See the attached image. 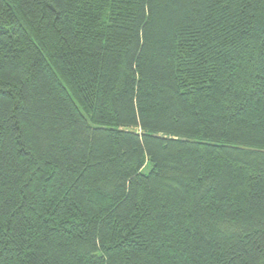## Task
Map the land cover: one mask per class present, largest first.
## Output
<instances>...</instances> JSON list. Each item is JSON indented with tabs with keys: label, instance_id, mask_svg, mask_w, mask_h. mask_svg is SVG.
Listing matches in <instances>:
<instances>
[{
	"label": "trees",
	"instance_id": "obj_1",
	"mask_svg": "<svg viewBox=\"0 0 264 264\" xmlns=\"http://www.w3.org/2000/svg\"><path fill=\"white\" fill-rule=\"evenodd\" d=\"M0 264H264V0H0Z\"/></svg>",
	"mask_w": 264,
	"mask_h": 264
}]
</instances>
